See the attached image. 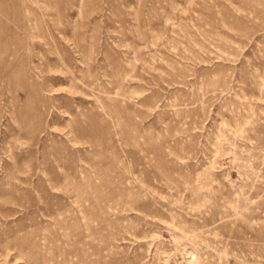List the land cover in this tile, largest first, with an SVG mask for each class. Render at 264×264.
<instances>
[{
    "label": "rangeland",
    "instance_id": "374dc122",
    "mask_svg": "<svg viewBox=\"0 0 264 264\" xmlns=\"http://www.w3.org/2000/svg\"><path fill=\"white\" fill-rule=\"evenodd\" d=\"M0 264H264V0H0Z\"/></svg>",
    "mask_w": 264,
    "mask_h": 264
}]
</instances>
